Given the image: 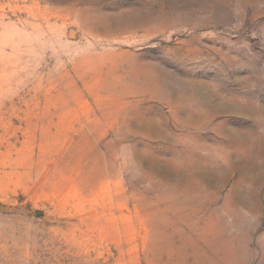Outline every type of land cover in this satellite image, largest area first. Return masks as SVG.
<instances>
[{
    "label": "rangeland",
    "instance_id": "374dc122",
    "mask_svg": "<svg viewBox=\"0 0 264 264\" xmlns=\"http://www.w3.org/2000/svg\"><path fill=\"white\" fill-rule=\"evenodd\" d=\"M0 264H264V0H0Z\"/></svg>",
    "mask_w": 264,
    "mask_h": 264
}]
</instances>
